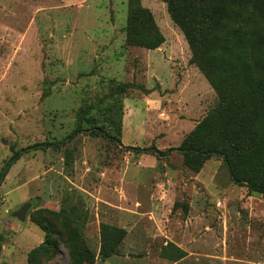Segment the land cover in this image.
<instances>
[{
    "label": "rangeland",
    "instance_id": "374dc122",
    "mask_svg": "<svg viewBox=\"0 0 264 264\" xmlns=\"http://www.w3.org/2000/svg\"><path fill=\"white\" fill-rule=\"evenodd\" d=\"M136 1L163 50L127 46ZM191 57L164 0H0V264H264V194L169 152L220 104Z\"/></svg>",
    "mask_w": 264,
    "mask_h": 264
},
{
    "label": "trees",
    "instance_id": "16d2710c",
    "mask_svg": "<svg viewBox=\"0 0 264 264\" xmlns=\"http://www.w3.org/2000/svg\"><path fill=\"white\" fill-rule=\"evenodd\" d=\"M164 3L172 23L190 48V64L204 74L220 100L213 115L198 124L180 148L169 152H180L188 161L198 163L199 168L205 160L220 157L234 183L264 194V0H164ZM165 41L153 13L140 2L132 3L127 46L156 51ZM81 132H74L69 139ZM124 149L158 159L169 154L156 148ZM21 155L22 152L15 153L8 164ZM48 242L57 251L62 240L54 231L48 233L43 247ZM83 246L86 247L85 243ZM101 255L106 259L113 256L104 243ZM91 257L90 263L94 264Z\"/></svg>",
    "mask_w": 264,
    "mask_h": 264
},
{
    "label": "water",
    "instance_id": "95a60500",
    "mask_svg": "<svg viewBox=\"0 0 264 264\" xmlns=\"http://www.w3.org/2000/svg\"><path fill=\"white\" fill-rule=\"evenodd\" d=\"M30 207H31L30 204L24 205L19 211L14 213V218L18 219L20 222H25L27 220V214H28V211L30 210Z\"/></svg>",
    "mask_w": 264,
    "mask_h": 264
},
{
    "label": "crops",
    "instance_id": "0c3cea01",
    "mask_svg": "<svg viewBox=\"0 0 264 264\" xmlns=\"http://www.w3.org/2000/svg\"><path fill=\"white\" fill-rule=\"evenodd\" d=\"M155 17V16H154ZM155 20H156V17H155ZM156 23H157V21H156ZM157 25H158V23H157ZM159 26V25H158ZM160 28V27H159ZM161 30V29H160ZM162 32V31H161ZM163 34V33H162ZM165 37V36H164ZM184 37V36H183ZM185 39V38H184ZM165 43L163 44V46L161 47V48H159L158 50H163L167 45H168V42H169V39H167L166 37H165ZM186 41V40H185ZM187 43V42H186ZM158 50H156V51H158ZM193 68V67H192Z\"/></svg>",
    "mask_w": 264,
    "mask_h": 264
}]
</instances>
